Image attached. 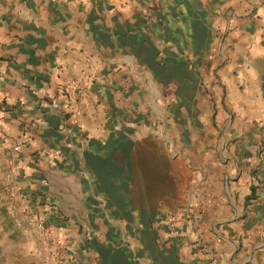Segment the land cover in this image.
<instances>
[{
    "label": "crops",
    "instance_id": "crops-1",
    "mask_svg": "<svg viewBox=\"0 0 264 264\" xmlns=\"http://www.w3.org/2000/svg\"><path fill=\"white\" fill-rule=\"evenodd\" d=\"M0 126V264H264V0H0Z\"/></svg>",
    "mask_w": 264,
    "mask_h": 264
},
{
    "label": "built area",
    "instance_id": "built-area-1",
    "mask_svg": "<svg viewBox=\"0 0 264 264\" xmlns=\"http://www.w3.org/2000/svg\"><path fill=\"white\" fill-rule=\"evenodd\" d=\"M119 3H126L129 0H114ZM65 88L67 89V92L70 96L76 97L79 94L80 90V84L79 81L75 78H70L65 81ZM29 137L24 135L23 140H28ZM10 136L9 134H6L3 129L0 126V142H10ZM20 166L18 164H14L10 170V175H11V183L9 185V193L11 195H17L20 193V185L19 182L16 180V176L20 172ZM26 218L29 223L37 226L38 228L42 229L45 235L49 238L50 242L52 243V255L56 256L58 253L56 244L59 243V238L58 236L54 233L53 226L49 224L45 217L38 213L35 212L32 209H27L26 212ZM164 226H166L170 230H177L179 226L183 225L184 222L179 221V219L174 218L173 216L166 217L163 220Z\"/></svg>",
    "mask_w": 264,
    "mask_h": 264
},
{
    "label": "trees",
    "instance_id": "trees-1",
    "mask_svg": "<svg viewBox=\"0 0 264 264\" xmlns=\"http://www.w3.org/2000/svg\"><path fill=\"white\" fill-rule=\"evenodd\" d=\"M252 190H253V191H252V193H253L252 195H254V188H253ZM252 195H251V196H249V198H250V197H252Z\"/></svg>",
    "mask_w": 264,
    "mask_h": 264
}]
</instances>
